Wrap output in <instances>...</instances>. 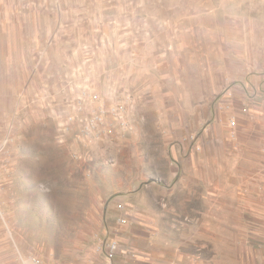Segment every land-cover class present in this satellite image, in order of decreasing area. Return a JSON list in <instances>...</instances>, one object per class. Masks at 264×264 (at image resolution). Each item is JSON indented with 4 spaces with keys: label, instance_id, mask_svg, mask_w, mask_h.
I'll return each instance as SVG.
<instances>
[{
    "label": "rangeland",
    "instance_id": "1",
    "mask_svg": "<svg viewBox=\"0 0 264 264\" xmlns=\"http://www.w3.org/2000/svg\"><path fill=\"white\" fill-rule=\"evenodd\" d=\"M138 30L164 58L161 70L148 72L165 85L163 94L166 88L186 93L163 78L176 30L180 48L194 30L205 58L223 60L225 51L229 68L245 79V72L264 73V0H0V264L33 258L42 264H101L112 240L119 244L114 260L124 264L120 245L128 226L121 219L132 214L135 220L128 203L134 212L139 205L128 197L155 178H187L186 160L204 150L211 178L263 176L262 151L242 150L235 145L242 141L237 132L214 126L229 107L220 96L208 104L210 121L196 119L193 134L180 136L174 128L179 115L186 125L187 104L162 103L161 114L160 108L145 112L132 95L97 89L122 49L123 34ZM99 62L106 67L97 76ZM190 73L202 92L203 71ZM181 81L186 86L187 79ZM91 92L109 110L108 135L81 130ZM255 100L245 105L253 108ZM118 105L125 106L123 119L114 111ZM194 105L201 113L202 104ZM185 137L182 146L177 140ZM114 200H124L127 210H116ZM191 208L173 212L166 224L176 230L177 243L160 248L163 258L174 259L172 264H264V197L252 192L241 201L212 199L207 216Z\"/></svg>",
    "mask_w": 264,
    "mask_h": 264
},
{
    "label": "crops",
    "instance_id": "2",
    "mask_svg": "<svg viewBox=\"0 0 264 264\" xmlns=\"http://www.w3.org/2000/svg\"><path fill=\"white\" fill-rule=\"evenodd\" d=\"M190 32L192 36L186 37V42H183L184 38H182L183 45L180 48L177 38L179 34L176 30L172 49L166 60V73H168L163 76L164 79L170 78L175 81L174 83L178 82L186 93L176 94L175 91L166 88V92L163 94L162 89L165 85L158 83L156 80L157 75L155 76L154 73L148 74V72H154L152 71L154 68L161 70L160 61L164 58L158 54L155 42L147 40L146 33L141 30L129 31L123 34L122 49L117 53L118 56L113 58L112 64L108 66L110 70L106 78L100 81L98 77L97 89L104 95H113L117 92H121L126 96L132 95L134 99L136 98L139 101L142 105V111L145 112L149 110L157 113L159 111L157 109L160 108L159 114H161L163 112L161 111L162 103L187 104L185 106L186 125H181L180 120L184 118H181L180 115L177 118L176 126L174 125V132L180 136L185 133L193 134L196 119H202L200 124L204 122L203 119L210 121L208 104L218 95L222 102L228 103L229 107L220 111V120H216L213 123L214 126L220 130L229 129L237 132L236 134L242 141L236 142L235 145H238L242 150H245L244 147L250 148V152L261 150L263 159L259 160V167L264 166V89L259 91L255 89L256 85L262 84L264 86V73L259 75L252 73L249 76L245 72L247 76L245 79L244 76L242 77L238 73V70L229 68L226 59L224 60L227 55L225 51L219 55L223 56V60H209L208 56L202 52L203 50L198 48L196 39H194V30H190ZM121 53L123 57H120ZM205 56L207 57L205 58ZM103 63L96 64L97 76L105 71L106 64ZM192 70L203 71L202 78L207 81L203 85L202 92L195 89L193 80L196 78L194 73H190ZM246 71H249V69ZM180 72H185V74H180ZM198 76L201 77V75ZM182 78L187 79L186 86L182 84ZM189 80H192V84ZM236 81L239 82L233 85ZM249 94L254 95L251 98ZM257 98L260 100L257 101L258 105L253 108L245 105L248 99L256 102L255 99ZM194 104H202L204 108L201 113L198 106L196 108ZM205 104H207V107L204 106ZM228 118L231 120L236 119L237 125L232 127L231 120L226 123ZM204 130L203 137L206 136L205 133H209L208 128ZM186 139L188 138H180L177 142L181 141V145L186 146L184 141ZM252 157L254 156L252 155ZM186 162L187 166L190 167L187 169V178H155L150 183H146L137 196H134V198L128 197V200L131 201L135 199V202L139 205L137 206L138 210L134 212V205L131 202L128 203V206H132L129 210H132L137 218L131 220L130 216L132 214H129V218H126L127 223L123 224L128 226L126 227L128 228L126 244L120 245L123 254L125 250L127 255L126 259L123 260L124 264L176 263L174 259L170 261L163 258L159 250L162 247H173L177 243L176 230L167 227L166 224L172 222V214L177 212L178 209L185 212L192 206L194 210H198V213L207 216L211 213L212 199H228L231 197L233 200L237 198L241 201L251 195L252 192L257 196L264 197V174L262 176L257 172L258 178H211V157L205 150L198 157L194 156L193 160L191 157L188 158ZM200 165L202 169H200ZM124 200H114V208L118 211H126V200L125 202ZM194 202H197L196 206H193ZM238 204L239 209H242L243 205L240 202ZM109 208L114 209L110 205ZM218 208H221V206H218ZM111 233L117 236L120 232L112 230ZM136 246L139 249L135 248ZM117 256L118 254L112 260L102 258L101 264H118L114 260Z\"/></svg>",
    "mask_w": 264,
    "mask_h": 264
},
{
    "label": "built area",
    "instance_id": "3",
    "mask_svg": "<svg viewBox=\"0 0 264 264\" xmlns=\"http://www.w3.org/2000/svg\"><path fill=\"white\" fill-rule=\"evenodd\" d=\"M90 104L87 105L88 107V114L82 118V131L84 134H92L93 136H101V135H108L110 132V128L107 127L106 117L109 112L106 111L105 103L100 99V97L96 94L91 92L90 93ZM87 101V100H86ZM125 106L118 105L114 111L118 112V116L120 119H123V114L125 111ZM83 107L80 108V111L83 112ZM237 125L236 119L231 120V126L234 127ZM121 206V205H120ZM126 218L121 219L122 224L127 223ZM119 248V244L117 240L108 241L104 249L107 253V257L112 260L116 252ZM34 264H42L39 259L33 258L32 260Z\"/></svg>",
    "mask_w": 264,
    "mask_h": 264
},
{
    "label": "clouds",
    "instance_id": "4",
    "mask_svg": "<svg viewBox=\"0 0 264 264\" xmlns=\"http://www.w3.org/2000/svg\"><path fill=\"white\" fill-rule=\"evenodd\" d=\"M25 264H34V262H25Z\"/></svg>",
    "mask_w": 264,
    "mask_h": 264
}]
</instances>
